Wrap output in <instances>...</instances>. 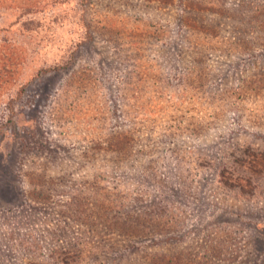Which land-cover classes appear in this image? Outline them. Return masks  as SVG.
<instances>
[{
	"label": "rangeland",
	"instance_id": "374dc122",
	"mask_svg": "<svg viewBox=\"0 0 264 264\" xmlns=\"http://www.w3.org/2000/svg\"><path fill=\"white\" fill-rule=\"evenodd\" d=\"M0 264H264V0H0Z\"/></svg>",
	"mask_w": 264,
	"mask_h": 264
}]
</instances>
